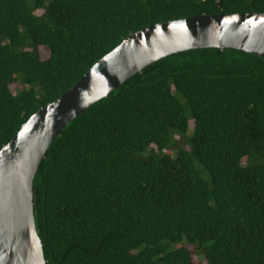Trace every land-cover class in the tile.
Wrapping results in <instances>:
<instances>
[{
	"label": "trees",
	"instance_id": "trees-1",
	"mask_svg": "<svg viewBox=\"0 0 264 264\" xmlns=\"http://www.w3.org/2000/svg\"><path fill=\"white\" fill-rule=\"evenodd\" d=\"M247 13L264 0H0V149L130 34ZM32 203L45 264H264V59L145 67L61 131Z\"/></svg>",
	"mask_w": 264,
	"mask_h": 264
},
{
	"label": "water",
	"instance_id": "water-1",
	"mask_svg": "<svg viewBox=\"0 0 264 264\" xmlns=\"http://www.w3.org/2000/svg\"><path fill=\"white\" fill-rule=\"evenodd\" d=\"M196 49L236 50L264 59V14L198 15L130 34L20 127L0 149V264H45L34 223L32 184L61 131L145 67Z\"/></svg>",
	"mask_w": 264,
	"mask_h": 264
},
{
	"label": "rangeland",
	"instance_id": "rangeland-1",
	"mask_svg": "<svg viewBox=\"0 0 264 264\" xmlns=\"http://www.w3.org/2000/svg\"><path fill=\"white\" fill-rule=\"evenodd\" d=\"M37 14H39V12H37ZM39 51H40V56H41L42 60H45V59L48 58V51L45 48L42 47V48L39 49ZM11 88H12V90H14L15 87L12 85ZM192 127H193V125H192V123H190L189 124V129L191 130ZM188 248H189L190 251H193V248H191V247H188ZM193 261L194 262H198V259L196 257H194ZM201 263L204 264L203 262H201Z\"/></svg>",
	"mask_w": 264,
	"mask_h": 264
}]
</instances>
